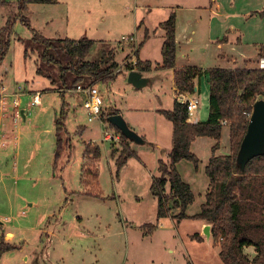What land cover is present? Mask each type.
Wrapping results in <instances>:
<instances>
[{"label": "rangeland", "instance_id": "obj_1", "mask_svg": "<svg viewBox=\"0 0 264 264\" xmlns=\"http://www.w3.org/2000/svg\"><path fill=\"white\" fill-rule=\"evenodd\" d=\"M1 1L6 4L0 5V29L19 15L18 1ZM110 1L106 9L110 20L99 31L93 27L101 9L92 8L85 16L95 41L87 61H98L104 52L115 49L119 69L125 70L114 81L97 85L104 102L101 119L90 120L85 100L74 91L63 95L48 79L36 75L34 56L25 59L19 41L30 39L32 32L20 21L14 25L9 52L0 66V83L6 87L0 92V102L5 100L0 103V240L4 238L18 248L4 254L0 264H223L219 245L213 237L211 243L203 238V222L193 218L201 212L208 192L205 168L214 140L205 139L196 148L198 169L186 161L177 167L195 196L188 218L180 222L157 218V200L150 188L153 178L160 177L159 163L168 162L172 149L173 124L161 115L162 111H171L175 102L172 72L145 74L149 83L142 89L128 83L126 67L134 59L138 62L135 54L141 50L146 28L143 36L132 26L135 0ZM147 2L152 6L159 0H140L137 5ZM216 4L220 7L216 16L209 8L199 14L196 36L188 49L191 64L207 70L228 69L231 65L237 69L257 68V53L264 46V0H216ZM37 9H29L24 16L37 33L44 35L47 29ZM162 15L161 10L157 11L148 21L149 36ZM61 32L54 38L63 36ZM131 35L137 41L141 36L142 43ZM225 36L233 43L234 51L219 50L216 39ZM123 37L128 41L123 42ZM224 52L233 56L231 62L230 58H219ZM140 57L156 67L162 64L157 38L142 49ZM207 91L208 84L201 91L204 103ZM37 94L41 96L40 104L35 105ZM64 104L68 105V116L63 145L57 153L56 124ZM111 110L118 111L144 141L128 143L134 156L121 168L118 178L117 161L123 146L105 142L103 130L107 131L101 124L114 112ZM224 127L230 132L229 125ZM89 143L100 149L98 183L90 174L95 171L94 164L84 159L85 144ZM229 144L226 130L220 147L227 152ZM89 192L108 199L84 195ZM238 197L243 228L246 226L256 236L263 247L262 255L264 180H253ZM172 214L176 216L179 211ZM244 252L251 260L257 257L253 247Z\"/></svg>", "mask_w": 264, "mask_h": 264}, {"label": "trees", "instance_id": "obj_2", "mask_svg": "<svg viewBox=\"0 0 264 264\" xmlns=\"http://www.w3.org/2000/svg\"><path fill=\"white\" fill-rule=\"evenodd\" d=\"M58 0H18L19 15L13 22H8L0 29V66L3 63L11 46V35L17 21L32 32L30 39L21 40L24 46V57L28 59L31 54L37 55V71L39 77H44L51 82L63 95L75 91L80 85L94 86L107 84L115 80L119 69L115 62L114 51L104 52L98 61H87V57L93 49L95 42L86 37L80 40L48 39L37 33L30 20L24 16L30 5H55ZM2 3L0 2V5ZM165 32V40L162 47V64L157 67L161 71H174L177 99L171 111H162L161 115L173 124L172 149L168 156V162L159 163V178H153L151 192L157 200V218H173L182 221L188 218L187 211L195 202V196L190 185L185 183L178 172V165L184 161L191 162L195 168H199L200 160L191 151L192 144L197 138H210L216 142L212 148L213 156L205 168V174L209 180L208 192L201 212L193 218L212 226L213 240L220 247V259L223 264H264L262 245L255 240L253 232L242 225V207L238 194L253 181L264 180V155L250 161L244 170L238 162V154L241 144L247 133L253 113L254 104L264 99V70L259 68L245 69H209L176 67L177 43L176 28L177 15L172 12L167 21L160 25ZM149 37V31H145L144 42ZM224 40V39H223ZM144 42L139 48L143 47ZM139 50V49H138ZM139 51L135 56L138 57ZM258 57H264V46L259 48ZM127 71L133 70L130 65ZM134 70L138 72H150V63L138 60ZM204 76L209 77L210 85V109L206 122L192 124L189 122L187 107L178 101L180 95L195 94V81ZM64 104L60 119L56 124L57 153L63 145L65 122L67 111ZM119 115L117 111L103 118L104 125H109L117 135L123 146L122 156L117 161L118 178L119 171L126 165L127 160L134 154L128 148L130 142L122 135L119 129L109 124V117ZM226 121L230 129V154L217 157L215 153L220 148V141ZM101 158L98 146L85 144L84 159L90 165L95 166L93 175L98 183V162ZM86 171V170H85ZM84 171V172H85ZM81 182L86 186L85 177ZM87 197L108 199L90 192L84 194ZM179 211L178 215H173ZM254 226V225H252ZM256 231V230H255ZM255 248L257 257L252 259L245 254L246 248ZM18 247L0 240V260L2 256Z\"/></svg>", "mask_w": 264, "mask_h": 264}, {"label": "crops", "instance_id": "obj_3", "mask_svg": "<svg viewBox=\"0 0 264 264\" xmlns=\"http://www.w3.org/2000/svg\"><path fill=\"white\" fill-rule=\"evenodd\" d=\"M17 1L18 0H16V4H17ZM139 1L140 0L133 1V4H134V11L133 12H134V14H133L132 26H133L134 30L137 31V34L141 33L144 36V28H146V30L149 31L148 21L150 20L152 15L155 12L160 11V10L163 12L161 20H159L157 23L158 27H156L154 29L153 34H150V36L148 37L144 47L141 48V50H138V51H140L138 53V60L143 62V63H150L151 67H152V70L150 72H140L142 74V76L144 78H147L150 73L163 72L161 70H158L157 67L151 61H148V60L143 61L141 59L140 55H141L142 49H145L146 46H148V44H150V42H152L153 38L158 39L159 48L161 50V55H162V47H163L164 40H165V32L160 28V25L163 22L168 20L170 14L172 12H174V10L177 13L176 14L177 15V28H176V43H177L176 67H177V69L194 67V68H199L203 71L207 70V69H204L202 66L191 64V59H190V56L188 53V49L189 48L191 49V45L193 44V36H196V25L200 21L199 14H201L202 12L206 11L209 8L210 11L212 12V15H214V16L217 15V10L220 7H219V5L216 4V0H159V2H157V4L152 5V6L150 5L149 2L145 3L144 6H138L137 4ZM0 2L3 3L1 0H0ZM4 2H6V1L4 0ZM205 2L207 3L208 6H206ZM5 4L6 3H3V5H5ZM128 4H130V3H128ZM128 4H126V5H128ZM109 5H111L110 0H58L57 4H55V5H30L26 12H28L29 9H31V8H33V9L39 8L37 10H39L41 12L40 17L42 18L43 26H44V28L46 27V29H47L46 30L47 34H44V35L42 34V36H44L46 38L49 37L48 39L80 40L81 38L86 37L89 40L94 41L93 40L94 38H92L90 32L87 29L85 16L91 12L92 8L101 9L100 15H99L98 19L95 21V23H94L95 25L93 27L94 28L93 30L99 31L100 29H102L103 24L108 23V21L110 20V17L108 16V12L106 11V9L108 10ZM253 15L257 16L258 14L253 13ZM184 19L187 20V22L185 24L182 23V21ZM77 27L78 28L80 27V28L77 29L76 31H74L73 28H77ZM191 28L195 29V30L191 31ZM71 31H72V33H71ZM59 32H61L63 36H59V38H54V36L56 37V35H59L58 34ZM149 33H150V31H149ZM130 37L134 38L135 36L131 35ZM140 37L141 36L138 37L139 38L138 41L136 40V37L134 38L136 40V42H138V44L142 43V39L140 40ZM144 39H145V37H144ZM21 40L19 39V41H21ZM216 40H217V42H215ZM216 40L214 39V41H212L211 43L215 42L216 45L218 46L219 50L223 51L225 48H230L228 50L234 51L233 43H231V41L226 36L222 39L217 38ZM239 41L237 42L238 46L241 43L240 38H239ZM111 50L114 51V56L116 59L115 53L117 51L115 49H111ZM122 52L125 53V51H123V50H122ZM192 52H193V50L190 51V53H192ZM31 56H34V65H35V73H36V71H37V66H36L37 65V55L31 54L29 56V58ZM231 57H233V56L230 54H226L225 52L221 53L219 55V58H222L223 60L230 58V62H231ZM134 61H135V59H134ZM115 62H116V60H115ZM160 65L161 64H158L157 66H160ZM118 66H119V64H118ZM228 69H237V68L231 65ZM239 69H241V68H239ZM170 71L172 72V83L174 86V93H175V100H176L178 93H177V90L175 88L174 71H172V70H170ZM145 74H147L148 76H145ZM206 84H208V91L206 93V98H205V103H204V101L202 102L201 91L204 92L206 90ZM195 86H196L195 94H193V95H188V94L181 95V96H185L188 100H192V99H198L199 100L200 106H199L198 110L189 117V122L192 124L206 122L208 117H209V109H210L209 77L204 76L201 79L196 80ZM97 88H98V86H97ZM5 90H6V87L2 83H0V92L1 91L5 92ZM74 97H75V95H74ZM111 111H114V110H111ZM101 124L105 130H106V128L107 129L109 128V131L111 133L116 134V132L114 130H111V128L108 125H104L102 121H101ZM226 130L228 132L229 143H230V132L226 127H224L223 131H226ZM103 133H105L104 130H103ZM222 136H223V132H222ZM205 139H210V138H197L195 140V142L192 144L191 151L196 156L198 155L196 148L202 142H204ZM213 147L214 146H211V150ZM211 150H210L211 156H210L209 160L213 156V153ZM229 154H230V144H229V149L227 150V152H224V149H222L220 147L219 150L215 153V156L222 157V156H228ZM209 160H208V162H209ZM207 165H208V163H207ZM205 225L206 224L203 222L202 227L204 228Z\"/></svg>", "mask_w": 264, "mask_h": 264}, {"label": "water", "instance_id": "obj_4", "mask_svg": "<svg viewBox=\"0 0 264 264\" xmlns=\"http://www.w3.org/2000/svg\"><path fill=\"white\" fill-rule=\"evenodd\" d=\"M128 83L136 89L145 88L149 80L144 78L138 71L128 74ZM109 124L119 129L124 137L137 144H144L141 137L135 134L120 115L109 117ZM264 155V99L258 100L253 107V113L248 126L247 133L243 139L238 154V162L242 170L253 159ZM212 226L205 225L202 236L211 243Z\"/></svg>", "mask_w": 264, "mask_h": 264}, {"label": "built area", "instance_id": "obj_5", "mask_svg": "<svg viewBox=\"0 0 264 264\" xmlns=\"http://www.w3.org/2000/svg\"><path fill=\"white\" fill-rule=\"evenodd\" d=\"M123 42L128 41V38L123 37L122 39ZM133 64H130V66L133 68V70L131 71H127L128 74L131 72H136V70H134L135 66L137 65L136 61H132ZM257 68L264 70V57H261L259 59V61L257 62ZM125 70L123 69H118L116 71V74L118 73H123ZM73 92V91H72ZM76 94H78L79 96L83 97V99L85 100L84 102V108L87 110L88 116L90 117V120H95V119H99L102 115L103 112V98L100 95V91L98 90L97 86H85V85H80L76 88V90L74 91ZM40 94H37L34 98V104L38 105L40 104ZM178 101L181 104L186 105L187 107V113L189 115V117L195 113L198 108H199V100L198 99H192V100H188L185 96H179L178 97ZM1 104L4 103V100L0 102ZM19 103L16 102L15 103V108H18ZM223 126L227 125V122L224 121L222 122ZM105 134V141H109V142H114L116 144L120 143V136L116 135L114 133H111L107 128H106Z\"/></svg>", "mask_w": 264, "mask_h": 264}]
</instances>
